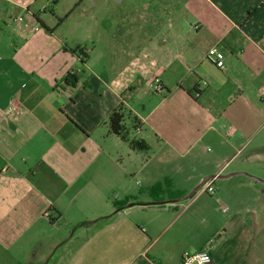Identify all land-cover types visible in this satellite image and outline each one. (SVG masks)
I'll return each instance as SVG.
<instances>
[{
    "label": "crops",
    "instance_id": "crops-1",
    "mask_svg": "<svg viewBox=\"0 0 264 264\" xmlns=\"http://www.w3.org/2000/svg\"><path fill=\"white\" fill-rule=\"evenodd\" d=\"M100 1L0 0V264H182L184 253L204 251L220 264L230 250L222 252L206 220L189 212L207 192L189 204L172 203L190 192L189 183L145 169L158 163L181 177L186 147L199 146L212 131L226 139L240 133L221 127L223 117L204 108L202 96L214 88L189 74L218 46L227 77L242 73L264 83V0H104L114 30H107L102 47L89 17L82 30L80 24L63 30L84 5L89 14ZM78 47L83 51L75 53ZM67 75L75 76L73 83H66ZM156 83L162 92L152 91ZM239 91L235 97L243 98ZM258 97L264 103L259 91ZM119 105L131 137L167 153L135 164L115 213H96L84 219L96 221L82 225L66 222L70 208L62 200V179L78 176L84 161L68 152L67 143L53 145L52 121H72L82 137L105 124L107 137L120 139L108 127ZM231 120L251 124L243 107ZM209 174L227 175L223 168ZM138 175L144 191H132ZM132 203L151 205L128 208Z\"/></svg>",
    "mask_w": 264,
    "mask_h": 264
},
{
    "label": "rangeland",
    "instance_id": "rangeland-1",
    "mask_svg": "<svg viewBox=\"0 0 264 264\" xmlns=\"http://www.w3.org/2000/svg\"><path fill=\"white\" fill-rule=\"evenodd\" d=\"M103 1L96 4L89 14L82 11L86 8L84 5L63 30H75L76 24H80L78 30H82L83 22L86 26L89 17L93 30H96L95 39L98 40V46L102 47L107 30H114L111 28L113 20L108 18V9L104 7ZM51 16L52 14L47 12L44 18L47 23H50ZM0 25H3L1 19ZM224 57L226 60L225 54ZM196 75L201 77L200 81L210 83L214 88L211 92L206 88L209 93L201 99L204 108L214 116L224 118L221 127L234 126L240 133L234 139H226L223 133L212 131L199 146L186 147L183 152L188 162L183 164L182 175L185 178L176 174L177 169H165L158 163H152L145 170L153 173H174L177 184L189 183V187H192L186 196L190 195L205 177L211 175L209 172L219 168L225 169L227 175L243 173L264 180V103H261L258 97V89L264 86V83L245 80L242 73H233L229 78L209 61L194 69L189 77L194 81L197 79ZM240 88H243V98L235 97L241 94ZM241 107L248 113L251 124L245 125L241 122L240 126L231 120L235 109ZM78 108L80 112L83 111L82 106ZM224 114L227 116L224 117ZM71 122L60 121L58 116L52 121L53 131L56 133L52 136V143H67L68 152L84 161V171L74 179L64 177L61 184L63 203L70 208L65 221L78 219L84 221L78 222L82 225L96 221L97 218L84 220L96 213L108 216L115 213V204L124 199V183L129 178V173L134 171L132 168L135 164L141 165V159L145 161L147 155L166 154L168 148L159 151V147L150 142V151L135 154L129 151L120 139L108 138L105 124L92 130L91 136L86 134L82 137L79 135L82 131L79 134L74 133L75 128ZM60 124H64V128ZM247 175L212 180L214 193H203V187L195 196L201 192L203 195L191 205L189 211L196 212L199 218L206 220L208 235L216 233L214 243L222 252L230 250L219 259L220 264H264V185ZM141 179L138 175L132 191L143 190L144 183ZM153 193L158 192H152V195ZM192 199L185 203L189 204ZM224 207L228 209L227 213L222 212ZM202 229L200 227L195 230Z\"/></svg>",
    "mask_w": 264,
    "mask_h": 264
},
{
    "label": "built area",
    "instance_id": "built-area-1",
    "mask_svg": "<svg viewBox=\"0 0 264 264\" xmlns=\"http://www.w3.org/2000/svg\"><path fill=\"white\" fill-rule=\"evenodd\" d=\"M21 22L22 18L18 19V23L20 24ZM36 30H38V28ZM206 59L219 70H223L225 68L224 53L219 49L218 46H213L208 50ZM151 89L154 92L163 91V87L160 83L152 84ZM259 94L261 98L264 97V87L260 88ZM228 134L232 135L233 130H230ZM204 191L208 194L214 193L215 190L211 181L204 186ZM222 210L224 213L228 212V209L225 207ZM45 216L49 218L48 213H46ZM182 264H213V260L210 253L206 251L198 253L186 252L182 255Z\"/></svg>",
    "mask_w": 264,
    "mask_h": 264
},
{
    "label": "trees",
    "instance_id": "trees-1",
    "mask_svg": "<svg viewBox=\"0 0 264 264\" xmlns=\"http://www.w3.org/2000/svg\"><path fill=\"white\" fill-rule=\"evenodd\" d=\"M82 51H83V49L78 47L75 50V53L82 52ZM72 77H75V76L67 75V77H66V83L67 84L73 83ZM125 117H126V112H125V108L123 107V105H119L116 109H114L112 111V113L109 117V121H108V127H109L110 133L118 136L134 152H148V151H150V145L145 140L131 137L130 129H128L126 127V125L124 124ZM134 122L137 123L138 121L134 120ZM136 125H138V124H136ZM159 188H160L159 185L154 186L152 188V192H158Z\"/></svg>",
    "mask_w": 264,
    "mask_h": 264
},
{
    "label": "water",
    "instance_id": "water-1",
    "mask_svg": "<svg viewBox=\"0 0 264 264\" xmlns=\"http://www.w3.org/2000/svg\"><path fill=\"white\" fill-rule=\"evenodd\" d=\"M234 175H247V174H243V173H240V174H237V173H234V174H229V175H211V176H208L206 178H204L201 183L193 190V192L182 198V199H179V200H174L172 201V203H180V202H183V201H187L191 198H193L195 196V194L201 190L208 182L214 180V179H224V178H229V177H232ZM249 178H251L252 180L256 181V182H260L262 185H264V180H261L260 178H257V177H254V176H250V175H247ZM166 202H161L160 204L161 205H164ZM151 204L149 203H146V204H129L128 205V208H131V207H134V206H139V207H145V206H150ZM92 223V222H90Z\"/></svg>",
    "mask_w": 264,
    "mask_h": 264
}]
</instances>
